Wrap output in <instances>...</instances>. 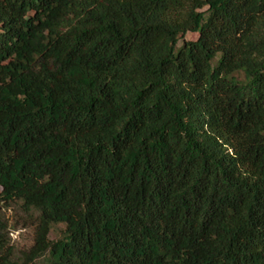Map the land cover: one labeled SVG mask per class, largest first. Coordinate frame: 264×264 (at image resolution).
Wrapping results in <instances>:
<instances>
[{"label": "trees", "instance_id": "16d2710c", "mask_svg": "<svg viewBox=\"0 0 264 264\" xmlns=\"http://www.w3.org/2000/svg\"><path fill=\"white\" fill-rule=\"evenodd\" d=\"M0 264H264V0H0Z\"/></svg>", "mask_w": 264, "mask_h": 264}, {"label": "rangeland", "instance_id": "374dc122", "mask_svg": "<svg viewBox=\"0 0 264 264\" xmlns=\"http://www.w3.org/2000/svg\"><path fill=\"white\" fill-rule=\"evenodd\" d=\"M196 33H189L187 38L195 39ZM4 215L9 220L10 231L5 235L7 243L13 246L16 250L27 249L34 243V227L24 226L20 221L18 214L12 210L4 211ZM65 225H57L50 233V239H58L62 236ZM5 234V233H4Z\"/></svg>", "mask_w": 264, "mask_h": 264}]
</instances>
